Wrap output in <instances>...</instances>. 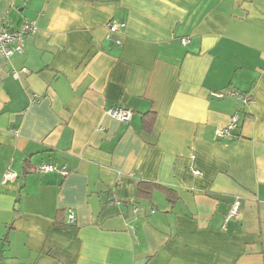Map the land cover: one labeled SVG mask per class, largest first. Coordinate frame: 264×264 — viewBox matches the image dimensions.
Returning <instances> with one entry per match:
<instances>
[{
  "label": "crops",
  "instance_id": "1",
  "mask_svg": "<svg viewBox=\"0 0 264 264\" xmlns=\"http://www.w3.org/2000/svg\"><path fill=\"white\" fill-rule=\"evenodd\" d=\"M0 21L37 29L0 52V264H264V0H0Z\"/></svg>",
  "mask_w": 264,
  "mask_h": 264
},
{
  "label": "built area",
  "instance_id": "2",
  "mask_svg": "<svg viewBox=\"0 0 264 264\" xmlns=\"http://www.w3.org/2000/svg\"><path fill=\"white\" fill-rule=\"evenodd\" d=\"M125 23L120 22H111L108 26L110 34L108 36V39L114 43H117L121 45V42L115 38V34L121 31L125 28ZM37 29L35 25L28 24L23 26L20 29L15 30H9L6 28V25L4 21H0V52L4 55L6 59H10L15 54H20L23 52V41H24V35L27 33H36ZM189 41L188 39H184L183 43L187 44ZM217 97H222L223 95L221 93H215L214 94ZM240 98H242V95L238 94ZM246 102H249L250 99H245ZM108 113L117 119L120 122H128L131 118V111L127 108H111L108 110ZM237 118L232 117L231 123L228 128L224 130H217L216 131V137H229L231 134V130L236 126ZM40 173H48V172H57L60 171V169L56 165L52 164H43L42 166L38 167L37 169ZM64 175L67 174V171L61 170ZM196 174H199V172L196 171ZM17 177V175L13 171H8L4 176V182L9 180H14ZM136 209V208H135ZM137 210V209H136ZM240 215V203L237 201L233 204L230 212H229V218H236ZM75 222V216L74 214H71L69 216V223L73 224Z\"/></svg>",
  "mask_w": 264,
  "mask_h": 264
},
{
  "label": "trees",
  "instance_id": "3",
  "mask_svg": "<svg viewBox=\"0 0 264 264\" xmlns=\"http://www.w3.org/2000/svg\"><path fill=\"white\" fill-rule=\"evenodd\" d=\"M143 185H144V184H143ZM162 189H163L165 192H167V193L172 192V190H170V189H166L165 187H162ZM141 192H144V190H141Z\"/></svg>",
  "mask_w": 264,
  "mask_h": 264
}]
</instances>
